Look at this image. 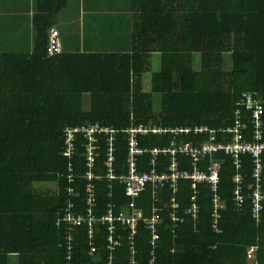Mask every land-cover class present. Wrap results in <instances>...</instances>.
<instances>
[{
	"label": "trees",
	"instance_id": "obj_1",
	"mask_svg": "<svg viewBox=\"0 0 264 264\" xmlns=\"http://www.w3.org/2000/svg\"><path fill=\"white\" fill-rule=\"evenodd\" d=\"M66 3L37 0L31 51L0 54V264H11L12 254L16 264H107L110 252L112 264H130L129 255L135 264H249L246 249L250 245L257 246L252 264H264V214L255 224L247 202L241 211L233 208V166L225 154L215 155L223 159L219 193L225 208L219 234L209 226V192L204 184H199L196 225L187 218L171 232L167 210H162L154 248L142 221L136 226L133 244H128V232L118 223L120 244L113 250L108 249L106 227L99 220L92 222L91 236L86 224L68 229L61 221L68 200L75 213H85L86 138L76 134L69 172L68 159L61 154L65 127L97 124L117 130L113 166L119 173L125 167V128L137 124L226 127L234 110L242 108L244 92L256 91L264 101V0H131L129 51L48 56V29ZM153 53L159 54L160 69L150 75L151 90L146 91L142 74L148 78ZM154 93L160 98L156 111ZM86 94L87 107L83 105ZM243 111L244 137L249 138V113ZM262 118L264 125V110ZM190 137L194 134L186 136ZM137 138L139 146L148 149L182 137L148 130ZM96 146L92 170L103 175L104 133L98 134ZM148 156L144 152L141 158ZM184 160L181 166H186ZM241 161V173L249 183L250 155H243ZM69 173L72 182H68ZM39 182L51 186L35 187ZM94 187L92 214L96 217L108 203L117 212L129 200L116 179L94 180ZM188 193V181L181 180L180 204H186ZM169 194L166 188L164 196ZM135 201L148 215L149 191ZM68 232L72 241L66 259ZM90 245L95 247L93 252Z\"/></svg>",
	"mask_w": 264,
	"mask_h": 264
},
{
	"label": "built area",
	"instance_id": "obj_2",
	"mask_svg": "<svg viewBox=\"0 0 264 264\" xmlns=\"http://www.w3.org/2000/svg\"><path fill=\"white\" fill-rule=\"evenodd\" d=\"M62 52L59 31L55 25L49 27L47 32L46 53L48 56ZM242 108H236L233 113L232 123L226 127L208 128L206 125H186L166 127L162 125L137 124L123 129L127 137L124 170L115 172L114 151L115 135L117 130L108 126L80 125L67 126L64 129V146L61 154L68 159V171H72L71 158L74 151L76 134L82 133L86 142L83 145L86 170L83 173L85 193V213H75L73 202L67 201V208L61 217L68 229L80 224L88 226L89 236L92 234L91 224L99 220L106 227V239L108 249L113 250L120 244L119 236L116 233L118 223L127 230L126 239L128 244H133V235L136 233L137 224L142 221L149 231V243L154 248L159 240L160 212L167 210V217L170 222V230L173 232L179 224H183L188 218L192 225H196L199 218V184H204L209 192L210 218L209 226L212 232H222L220 220L222 211L225 208V199L219 193L220 169L223 159L215 155L225 154L231 160L233 174L231 176L232 189L230 192L233 208L241 211L246 202L249 205V212L255 224L261 222L264 214V125L263 110L264 101L260 99L256 91L244 92ZM249 113L250 132L249 138L244 137L243 132V110ZM148 130L154 132H170L181 136L179 140L170 138L167 143L151 148L139 146L138 135ZM105 134V152L103 166L105 172L98 175L92 170L95 157L97 156L98 134ZM194 138H186L189 134ZM229 136L225 139V136ZM203 136V137H202ZM144 152H149L148 158H141ZM249 154L251 158V181H244L242 168V156ZM164 157V160H160ZM186 161H185V160ZM184 160L186 166H181ZM144 166L143 167V164ZM68 182L73 181L72 174H67ZM116 179L123 186L125 196L129 198L127 204L114 212L113 205L108 203L106 210L99 217L93 215L96 197L94 191V180ZM188 181L189 193L186 197V204L182 205L177 200L180 189V181ZM169 189V196H164V190ZM72 186H68L71 193ZM148 190L150 199L149 214L144 216L143 209L137 206L135 199L144 191ZM72 237L67 233L66 248L69 259ZM257 249L256 245L247 248L248 258H253ZM95 247L90 245V252ZM110 252V251H109ZM113 254L107 256V264H112ZM130 264H135L131 255L128 256ZM153 261V257L149 262Z\"/></svg>",
	"mask_w": 264,
	"mask_h": 264
},
{
	"label": "crops",
	"instance_id": "obj_3",
	"mask_svg": "<svg viewBox=\"0 0 264 264\" xmlns=\"http://www.w3.org/2000/svg\"><path fill=\"white\" fill-rule=\"evenodd\" d=\"M130 3L131 0H123L122 3H116V1L113 0H67L66 5L55 13L53 23L59 31L62 52L129 51L131 46V43L130 46H128V35L131 34ZM36 4L37 0H0V54H19L31 51L34 36L32 17L36 12ZM117 8L128 11V17H126V27H130L129 32L124 36H121V39H117L122 42L125 41L122 45L119 46L114 44L112 46H108L105 43H101L98 47L86 48V43L82 41L81 37H78L73 42H69V39L65 37L63 30L64 28H70V21L73 20L74 15L76 16L77 13L79 16L81 15L82 18H84L87 13L88 15H92L90 18H92L95 22H97V20L99 21L102 26L101 32L113 40V36L108 35V30L106 29L108 24L107 19L110 16L106 14L103 16L102 14H97L96 12L101 9L115 10ZM112 18L113 22H110V27H117L120 18L117 15H114ZM61 32H63V36H61ZM86 96L87 94L84 95L83 98ZM38 184L45 186L44 184L46 183L39 182ZM9 262L11 264L17 263L15 254L11 255V260H8V263Z\"/></svg>",
	"mask_w": 264,
	"mask_h": 264
},
{
	"label": "rangeland",
	"instance_id": "obj_4",
	"mask_svg": "<svg viewBox=\"0 0 264 264\" xmlns=\"http://www.w3.org/2000/svg\"><path fill=\"white\" fill-rule=\"evenodd\" d=\"M103 1V0H102ZM108 1V0H106ZM116 1V3H122L123 0H113ZM74 9V8H73ZM70 12V10H69ZM71 13V12H70ZM97 14H102L104 16V14L109 15L110 17H108L107 19V26L106 29L108 30V35L113 36V40L111 38H109L106 34H103L101 32L102 26L99 23V21L97 20V22H95L92 18L91 14H85L84 18H82V16L78 15L76 13V16L74 15L73 20L70 21V28L69 29H65L64 28V35L66 38H68L69 42H73L74 40H76L78 37H81L82 41L84 43H86V48H95L98 47L101 43H105L108 46H112L114 44L117 45H122L125 41H121V40H117V39H121V36H124L126 33L129 32L130 27H126V17H128V11L125 10H120L119 8L115 9V10H108V9H101L98 12H96ZM117 15L120 18L119 24L117 25V27H110V22H113V16ZM102 16V17H103ZM80 17V19H79ZM106 18V16H105ZM116 25V24H115ZM98 31V32H97ZM94 33V35H93ZM92 34V35H91ZM61 36H63V32H61ZM129 37V41H128V46H130L131 43V36L128 35ZM124 38V37H123ZM122 38V39H123ZM89 40V41H88ZM100 42V43H99ZM151 60H150V70L146 73V76L148 78H145V73L142 74V86L143 89L146 91H150L151 90V86H150V75L153 74L152 72H156L160 69V60H159V54L158 53H153L151 55ZM198 64H195V68H197ZM152 98L154 100H152L154 103L152 104L154 111H156L159 108V94L158 93H154L152 95ZM89 103V95H87L85 98H83V105L85 107L88 106ZM45 186L43 187H48L51 186V184H44ZM35 187L40 186V184L35 183L34 185ZM252 260L253 258H248V263L252 264Z\"/></svg>",
	"mask_w": 264,
	"mask_h": 264
},
{
	"label": "clouds",
	"instance_id": "obj_5",
	"mask_svg": "<svg viewBox=\"0 0 264 264\" xmlns=\"http://www.w3.org/2000/svg\"><path fill=\"white\" fill-rule=\"evenodd\" d=\"M54 25V24H53ZM62 53V52H61ZM60 54V53H59Z\"/></svg>",
	"mask_w": 264,
	"mask_h": 264
}]
</instances>
